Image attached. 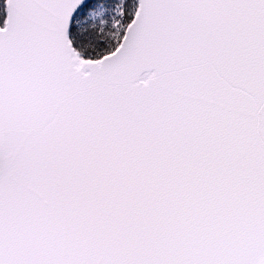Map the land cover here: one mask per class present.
I'll return each mask as SVG.
<instances>
[{
  "label": "snow or ice",
  "instance_id": "obj_1",
  "mask_svg": "<svg viewBox=\"0 0 264 264\" xmlns=\"http://www.w3.org/2000/svg\"><path fill=\"white\" fill-rule=\"evenodd\" d=\"M0 264H264V0H0Z\"/></svg>",
  "mask_w": 264,
  "mask_h": 264
}]
</instances>
